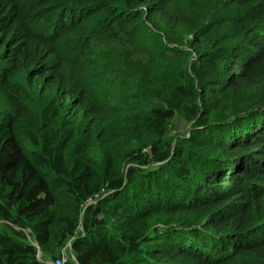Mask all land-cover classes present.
<instances>
[{
    "label": "trees",
    "instance_id": "1",
    "mask_svg": "<svg viewBox=\"0 0 264 264\" xmlns=\"http://www.w3.org/2000/svg\"><path fill=\"white\" fill-rule=\"evenodd\" d=\"M63 249L264 264V0H0V264Z\"/></svg>",
    "mask_w": 264,
    "mask_h": 264
},
{
    "label": "clouds",
    "instance_id": "2",
    "mask_svg": "<svg viewBox=\"0 0 264 264\" xmlns=\"http://www.w3.org/2000/svg\"><path fill=\"white\" fill-rule=\"evenodd\" d=\"M69 245H70V242H68V246ZM58 259H61L62 260V264H67L68 260H70V261H73V260L76 261V258L74 256V254L73 253H70V256H68V255H66V252H65L64 249H63V254L62 255H59L58 257H56L53 260H46V261L49 264H56V261Z\"/></svg>",
    "mask_w": 264,
    "mask_h": 264
},
{
    "label": "built area",
    "instance_id": "3",
    "mask_svg": "<svg viewBox=\"0 0 264 264\" xmlns=\"http://www.w3.org/2000/svg\"><path fill=\"white\" fill-rule=\"evenodd\" d=\"M56 264H62V260H61V259H58V260L56 261Z\"/></svg>",
    "mask_w": 264,
    "mask_h": 264
}]
</instances>
